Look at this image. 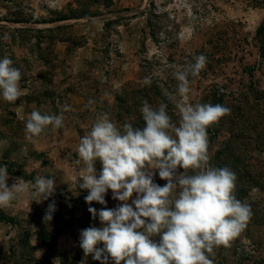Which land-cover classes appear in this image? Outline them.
Returning a JSON list of instances; mask_svg holds the SVG:
<instances>
[{"label":"rangeland","instance_id":"obj_1","mask_svg":"<svg viewBox=\"0 0 264 264\" xmlns=\"http://www.w3.org/2000/svg\"><path fill=\"white\" fill-rule=\"evenodd\" d=\"M199 55L205 67L181 98L173 72ZM4 56L20 69L24 90L14 103L0 98V165L13 178L7 183L15 177L34 183L42 175L56 187L41 203L29 191L0 209V264H100L84 256L80 231L101 226L89 207L121 202L111 190L106 205L85 202L76 148L105 113L118 126L143 127L144 100L166 104L177 124L180 102L230 109L208 129L210 162L236 174L235 194L252 215L231 246L210 258L264 264V0H0ZM65 106L63 129L25 139L28 114H60ZM154 182L166 183L158 171ZM43 235L55 236L50 247Z\"/></svg>","mask_w":264,"mask_h":264},{"label":"clouds","instance_id":"obj_2","mask_svg":"<svg viewBox=\"0 0 264 264\" xmlns=\"http://www.w3.org/2000/svg\"><path fill=\"white\" fill-rule=\"evenodd\" d=\"M4 40L10 39L5 33ZM176 67L177 93L186 98L190 77L205 67L206 57ZM22 73L8 56L0 59V98L14 103L23 94ZM145 83H150L147 79ZM91 103V102H90ZM178 124L160 103L147 100L139 111L143 127L130 122L118 126L107 113L98 117L76 148L80 189L85 202L106 205L109 190L119 203L115 208L89 207L101 226L80 231L84 256L100 264H214L215 250L229 248L246 228L252 211L238 199L236 174L211 164L208 129L230 112L222 104L177 103ZM65 106L60 114L33 110L25 121V139L65 127ZM100 170H97V163ZM166 181L163 186L154 182ZM13 179L7 165H0V209L8 208L31 191L41 203L55 193V180L37 176L35 182ZM135 197V198H133ZM131 201V203H129ZM55 203L48 205L44 220L51 221ZM158 237V240L156 239ZM102 245V247H100Z\"/></svg>","mask_w":264,"mask_h":264},{"label":"trees","instance_id":"obj_3","mask_svg":"<svg viewBox=\"0 0 264 264\" xmlns=\"http://www.w3.org/2000/svg\"><path fill=\"white\" fill-rule=\"evenodd\" d=\"M51 238H52V240H53V239L55 238V236H51V235H43L42 240H43L44 243H47L48 246L50 247V246H51V243L49 244V242L52 241ZM48 264H51V263H48Z\"/></svg>","mask_w":264,"mask_h":264}]
</instances>
